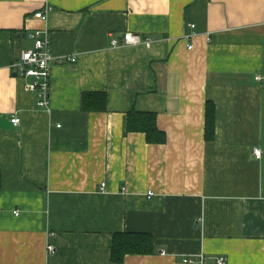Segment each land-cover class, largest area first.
Masks as SVG:
<instances>
[{"label": "crops", "instance_id": "crops-1", "mask_svg": "<svg viewBox=\"0 0 264 264\" xmlns=\"http://www.w3.org/2000/svg\"><path fill=\"white\" fill-rule=\"evenodd\" d=\"M36 30L49 109L11 68ZM0 176V264H116L125 232L155 252L120 264H264V0H0Z\"/></svg>", "mask_w": 264, "mask_h": 264}, {"label": "built area", "instance_id": "built-area-1", "mask_svg": "<svg viewBox=\"0 0 264 264\" xmlns=\"http://www.w3.org/2000/svg\"><path fill=\"white\" fill-rule=\"evenodd\" d=\"M51 7H46L45 11L35 13V17L46 21L49 16ZM34 39V45L32 48L23 49L18 58L13 61L11 68L16 75L26 79V88L34 93L37 97V106L40 109L50 108V85L52 82L53 64L57 60L58 63H63L64 59H56L52 52V41L47 30H36L31 35ZM142 43L140 37L133 33H126L123 42L120 40H113L112 46L117 47L123 45H137ZM146 46L151 45L150 40L144 42ZM68 61L75 62V57L68 58ZM20 122L18 116L12 118V123L17 125ZM253 154L256 158L261 157V151L258 148L253 149ZM105 187V183L101 185ZM149 196L153 193L148 192ZM19 212L16 211V214ZM48 250L52 252L54 247L48 246ZM186 262H192L191 259H185ZM217 264H224V258H219Z\"/></svg>", "mask_w": 264, "mask_h": 264}, {"label": "trees", "instance_id": "trees-1", "mask_svg": "<svg viewBox=\"0 0 264 264\" xmlns=\"http://www.w3.org/2000/svg\"><path fill=\"white\" fill-rule=\"evenodd\" d=\"M89 96H84L86 108H95L96 106H89V101L86 100ZM101 97L103 101L102 109H106V98L102 94ZM127 131L145 133L146 140L150 144H163L166 141V135L158 128L156 114L154 113L137 112L136 110L130 111L127 119ZM206 138L208 140L214 138V115L212 118L211 105L209 104L207 106ZM154 252V241L150 234L125 232L113 235L111 260L116 264L124 262L127 255H148Z\"/></svg>", "mask_w": 264, "mask_h": 264}]
</instances>
